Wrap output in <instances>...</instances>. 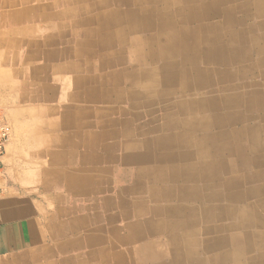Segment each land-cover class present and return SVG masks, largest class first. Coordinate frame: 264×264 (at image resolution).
<instances>
[{"label": "crops", "instance_id": "obj_1", "mask_svg": "<svg viewBox=\"0 0 264 264\" xmlns=\"http://www.w3.org/2000/svg\"><path fill=\"white\" fill-rule=\"evenodd\" d=\"M0 107V264H264V0H0Z\"/></svg>", "mask_w": 264, "mask_h": 264}, {"label": "built area", "instance_id": "obj_2", "mask_svg": "<svg viewBox=\"0 0 264 264\" xmlns=\"http://www.w3.org/2000/svg\"><path fill=\"white\" fill-rule=\"evenodd\" d=\"M13 135V128L6 111L0 107V184L5 177L4 163L7 146ZM1 190V187H0Z\"/></svg>", "mask_w": 264, "mask_h": 264}, {"label": "bare ground", "instance_id": "obj_3", "mask_svg": "<svg viewBox=\"0 0 264 264\" xmlns=\"http://www.w3.org/2000/svg\"><path fill=\"white\" fill-rule=\"evenodd\" d=\"M190 2V1H189ZM193 2H194V0H193ZM153 3V2H152ZM191 3V2H190ZM196 3V2H195ZM201 3V2H200ZM208 3V2H207ZM216 3V2H215ZM222 3V2H221ZM224 3V2H223ZM184 4V3H183ZM218 4H220V3H218ZM252 4V3H251ZM142 5V4H141ZM206 5V4H205ZM204 5V6H205ZM148 6V5H147ZM217 6V5H216ZM137 7V6H136ZM215 7V6H214ZM247 7H248V5H247ZM148 8V7H147ZM150 8V7H149ZM202 9H203V7H201ZM208 8V7H207ZM230 8V7H229ZM146 9V8H145ZM156 9V8H155ZM178 9V8H177ZM251 9V8H250ZM253 9V8H252ZM170 10V9H169ZM204 10V9H203ZM205 10H206V7H205ZM209 10V9H208ZM207 10V11H208ZM147 13H148V11H146ZM212 12V11H211ZM145 13V12H144ZM178 13V12H177ZM214 13H216V12H214ZM209 14V13H208ZM207 14V15H208ZM173 15V14H172ZM213 15V14H212ZM217 15H219V14H217ZM180 16V15H179ZM250 16V15H249ZM178 17V16H177ZM170 18V17H169ZM174 18V17H173ZM219 18V17H218ZM239 18H241V16L239 17ZM150 19V18H149ZM220 19V18H219ZM142 20V19H141ZM172 20V19H171ZM186 20V19H185ZM239 20V19H238ZM243 20V19H242ZM251 20H253V19H251ZM207 21V20H206ZM149 22V21H148ZM257 22V21H256ZM130 23V22H129ZM144 23V22H143ZM161 23H162V21H161ZM170 23V22H169ZM140 24H141V22H140ZM164 24V23H163ZM174 24V23H173ZM179 24V23H178ZM185 25V24H184ZM204 25V24H203ZM161 26V25H160ZM186 26V25H185ZM190 26V25H189ZM149 27V26H148ZM147 27V28H148ZM247 27V26H246ZM256 27H257V25H256ZM152 28V27H151ZM161 28H162V26H161ZM220 28V27H219ZM160 29V28H159ZM167 29V28H166ZM168 29H170V28H168ZM198 29V28H197ZM221 29V28H220ZM129 30H131V29H129ZM147 30V29H146ZM165 30V29H164ZM183 30V29H182ZM193 31V30H192ZM213 31V30H212ZM215 31V30H214ZM200 33V32H199ZM250 33V32H249ZM218 34V33H217ZM222 34V33H221ZM160 35V34H159ZM175 35V34H174ZM173 35V36H174ZM187 35V34H186ZM189 36V35H188ZM220 36V35H219ZM223 36V35H222ZM249 36V35H248ZM157 37H158V35H157ZM184 37V36H183ZM197 37H198V33H197ZM171 38V37H170ZM221 38V37H220ZM223 38V37H222ZM181 39H182V35H181ZM219 39V38H218ZM257 39V38H256ZM261 39V38H260ZM190 40V39H189ZM198 41V40H197ZM158 42V41H157ZM174 42H176V41H174ZM179 43V42H178ZM258 43V42H257ZM181 44H182V42H181ZM186 44H187V42H186ZM190 44V43H189ZM200 45V44H199ZM190 47V46H189ZM244 47V46H243ZM178 48H179V46H178ZM177 48V49H178ZM195 48H196V46H195ZM204 48V47H203ZM216 48H217V46H216ZM194 49V48H193ZM227 49V48H226ZM228 49H230V47L228 48ZM245 49V48H244ZM181 50V49H180ZM197 50H198V48H197ZM217 50V49H216ZM218 50H219V48H218ZM224 50V49H223ZM238 50V49H237ZM243 50V49H242ZM252 50V49H251ZM162 51V50H161ZM214 51V50H213ZM220 51H221V49H220ZM239 51V50H238ZM243 52V51H242ZM213 53V52H212ZM216 53V52H215ZM199 54V53H198ZM197 54V55H198ZM242 54V53H241ZM214 55V54H213ZM224 55V54H223ZM173 56H174V54H173ZM177 56V55H176ZM164 57V56H163ZM176 58V57H175ZM152 59V58H151ZM170 60V59H169ZM192 60V59H191ZM197 62V61H196ZM160 63V62H159ZM171 63V62H170ZM170 63H169V65H170ZM175 63V62H174ZM195 63V62H194ZM179 64V63H178ZM177 64V65H178ZM190 64H192L191 62H190ZM157 66V65H156ZM213 68V67H212ZM207 69V68H206ZM170 71L168 70V73H169ZM158 73V72H157ZM170 75V74H169ZM177 76V75H176ZM213 76V75H212ZM145 77V76H144ZM148 77H150V76H148ZM169 77V76H168ZM214 78V77H213ZM161 81V80H160ZM166 81H169V80H166ZM162 86V85H161ZM179 87V86H178ZM153 89V88H152ZM146 92H147V90H146ZM155 92H156V90H155ZM188 93V92H187ZM188 132V131H187ZM184 133H185V131H184ZM159 140V139H158ZM165 145V144H164Z\"/></svg>", "mask_w": 264, "mask_h": 264}, {"label": "rangeland", "instance_id": "obj_4", "mask_svg": "<svg viewBox=\"0 0 264 264\" xmlns=\"http://www.w3.org/2000/svg\"><path fill=\"white\" fill-rule=\"evenodd\" d=\"M1 108H3V107H1ZM4 110H5V108H3ZM7 113V112H6Z\"/></svg>", "mask_w": 264, "mask_h": 264}]
</instances>
